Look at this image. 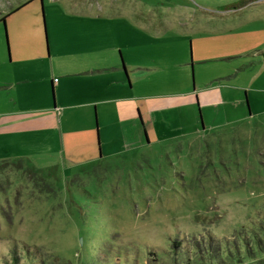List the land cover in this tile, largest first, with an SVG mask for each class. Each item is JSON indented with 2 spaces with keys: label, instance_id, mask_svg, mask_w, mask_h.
Returning a JSON list of instances; mask_svg holds the SVG:
<instances>
[{
  "label": "rangeland",
  "instance_id": "obj_1",
  "mask_svg": "<svg viewBox=\"0 0 264 264\" xmlns=\"http://www.w3.org/2000/svg\"><path fill=\"white\" fill-rule=\"evenodd\" d=\"M78 13L129 26L119 52L141 67L127 71L130 93L176 103L187 91L189 103L127 126L95 110L97 139L92 124L90 146L78 134L71 152L55 132L0 140V264L264 255V0H0V113L66 102L46 51Z\"/></svg>",
  "mask_w": 264,
  "mask_h": 264
},
{
  "label": "crops",
  "instance_id": "obj_2",
  "mask_svg": "<svg viewBox=\"0 0 264 264\" xmlns=\"http://www.w3.org/2000/svg\"><path fill=\"white\" fill-rule=\"evenodd\" d=\"M100 7L98 6L99 9ZM78 14L77 30L73 25L72 30L67 32L68 29L57 25L52 34V43L49 44V52L46 51V55L49 53L46 59L51 71L48 86L51 92L52 89L56 92L58 90L61 99H67L66 102L52 101L50 106L43 102L42 108L38 110L16 107L0 113V140L7 145H15V141L11 140L13 137L26 143L27 135L55 132L60 134L62 144L71 152L77 143L78 134L90 146L92 124L97 139L95 110L102 119L113 116V122L127 126L133 125L135 118L142 124L140 113L143 110L155 111L189 103L187 91L183 95L185 98L176 103H162L155 95L130 93L132 82L128 80L127 71L141 67L140 63L134 61H128L126 66L122 62L120 52L124 57L123 52L128 50L127 35L131 37L127 33L128 29L130 31L129 26H124L123 23L117 25L112 20L86 21L81 19L82 13ZM84 22L96 23L89 29L91 37L85 36V39L91 40V44H87V41L83 44L82 30L87 29V24L82 25ZM132 36L138 37L137 34ZM258 50L264 62V46ZM257 61L262 63L259 58ZM196 99L194 97L195 104ZM107 121L104 120V123ZM143 132L146 135L144 128Z\"/></svg>",
  "mask_w": 264,
  "mask_h": 264
},
{
  "label": "trees",
  "instance_id": "obj_3",
  "mask_svg": "<svg viewBox=\"0 0 264 264\" xmlns=\"http://www.w3.org/2000/svg\"><path fill=\"white\" fill-rule=\"evenodd\" d=\"M263 53V56H264V52H262ZM4 162H1L0 164H3ZM172 244H176V242L174 241H172ZM214 250H216V249H214ZM215 256H217L216 255V253H213ZM234 259L235 258H237V255L235 254L234 256H232ZM9 264H17L16 263V257L13 255L12 256V259H11V261L9 262ZM185 264H190V262H189V260L185 263ZM212 264H214V263H212ZM237 264H264V255H262V256H260V257H258V258H256V259H254V260H251V261H249V262H246V263H241V262H238Z\"/></svg>",
  "mask_w": 264,
  "mask_h": 264
},
{
  "label": "flooded vegetation",
  "instance_id": "obj_4",
  "mask_svg": "<svg viewBox=\"0 0 264 264\" xmlns=\"http://www.w3.org/2000/svg\"><path fill=\"white\" fill-rule=\"evenodd\" d=\"M9 11H11V10H9ZM9 11H7V13H8Z\"/></svg>",
  "mask_w": 264,
  "mask_h": 264
},
{
  "label": "water",
  "instance_id": "obj_5",
  "mask_svg": "<svg viewBox=\"0 0 264 264\" xmlns=\"http://www.w3.org/2000/svg\"><path fill=\"white\" fill-rule=\"evenodd\" d=\"M42 20H43V18H42ZM44 28V27H43Z\"/></svg>",
  "mask_w": 264,
  "mask_h": 264
}]
</instances>
